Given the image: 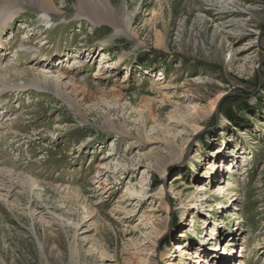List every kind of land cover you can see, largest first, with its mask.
Masks as SVG:
<instances>
[{"label":"rangeland","instance_id":"374dc122","mask_svg":"<svg viewBox=\"0 0 264 264\" xmlns=\"http://www.w3.org/2000/svg\"><path fill=\"white\" fill-rule=\"evenodd\" d=\"M109 1L0 0V264H264V0Z\"/></svg>","mask_w":264,"mask_h":264},{"label":"bare ground","instance_id":"6f19581e","mask_svg":"<svg viewBox=\"0 0 264 264\" xmlns=\"http://www.w3.org/2000/svg\"><path fill=\"white\" fill-rule=\"evenodd\" d=\"M33 1H35L36 3H38V4H42V5H44L45 7H47V9H51L50 8V0H33ZM90 1V0H89ZM91 1H93V2H97V4H98V6H99V4L100 5H102V6H104L106 9H111L110 8V1L109 0H91ZM95 2V3H96ZM50 4V5H49ZM96 4V5H97ZM5 5V4H4ZM8 4L6 5V6H2L1 8H0V30L3 28V27H5L6 25H8L13 19H14V17L16 16V14H17V12H18V9H16V10H10V8L11 7H9L8 8ZM44 15H45V17H47V18H49V17H51V14H50V12L49 11H46V13H44ZM97 18V17H96ZM8 45L6 44V43H4L2 40H1V37H0V52L3 50V49H8ZM21 48H23V45L21 46ZM73 63H79V61H77V60H75V61H73ZM74 65V64H73ZM62 77H65V76H62ZM36 79H38V78H36ZM43 82H45L48 86H50L51 88H53L54 90H56V92H58V93H62L63 91H62V84H61V81H59V80H55V79H52V78H50L49 76H47L46 75V77H45V79L43 80ZM115 92V91H114ZM116 94V93H115ZM65 95V94H64ZM200 129V127L199 126H195V130L196 131H198ZM182 155H183V153L181 152V153H179V154H177V158H180V157H182ZM232 163H225L224 164V168H225V170L226 169H228V171H229V169H233V170H235V165H231ZM216 167V166H215ZM213 168V167H212ZM213 169H215V168H213ZM220 169L221 168H219V169H217V171L216 172H218V171H220ZM216 170V169H215ZM165 172V171H164ZM218 178H219V175L217 176ZM217 181H219V179H216ZM229 182L228 183H226V185H224L223 183H222V185L220 184L219 185V187H218V191H219V193H222V194H224V193H226V192H228V191H226L227 189H228V187H229ZM0 190H3V189H0ZM4 194V193H3ZM161 194H164V188H161ZM206 199V198H205ZM236 200V199H235ZM210 249H212V248H210ZM176 251H178L180 254H183L184 252H185V248H184V246L181 244V243H178V244H176ZM72 256H73V259H75V257H76V259H78V256H79V252H78V249H77V247H75V245H74V247H73V252H72ZM197 259L196 260H194L193 261V263L192 264H197L198 262H199V264H201L202 263V261H200L201 260V258H200V256H195ZM80 258V257H79ZM75 261H77V260H75ZM79 261V260H78ZM77 261V262H78Z\"/></svg>","mask_w":264,"mask_h":264},{"label":"trees","instance_id":"16d2710c","mask_svg":"<svg viewBox=\"0 0 264 264\" xmlns=\"http://www.w3.org/2000/svg\"><path fill=\"white\" fill-rule=\"evenodd\" d=\"M138 61L141 63V64H145V62L143 61V59H138ZM228 118L231 120V121H233V122H235V116H234V114H229L228 115ZM239 124V123H238Z\"/></svg>","mask_w":264,"mask_h":264},{"label":"water","instance_id":"95a60500","mask_svg":"<svg viewBox=\"0 0 264 264\" xmlns=\"http://www.w3.org/2000/svg\"><path fill=\"white\" fill-rule=\"evenodd\" d=\"M232 94H233V93H232ZM226 95H227V94H226ZM224 96H225V95H224ZM224 96H222V97L219 99L218 103H217V106H216V116L219 115V107H220L221 102L223 101Z\"/></svg>","mask_w":264,"mask_h":264}]
</instances>
